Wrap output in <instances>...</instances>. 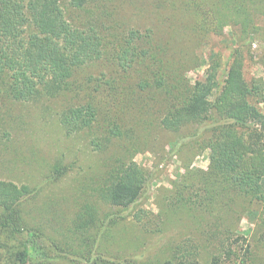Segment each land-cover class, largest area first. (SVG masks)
<instances>
[{
  "label": "rangeland",
  "instance_id": "obj_1",
  "mask_svg": "<svg viewBox=\"0 0 264 264\" xmlns=\"http://www.w3.org/2000/svg\"><path fill=\"white\" fill-rule=\"evenodd\" d=\"M106 1L111 14L101 22L109 43L138 30V51L158 47L166 78L177 87L205 82L216 68L212 101L224 88L233 55L242 53L245 78L261 86L251 104L264 115V0ZM197 5L213 7L216 28L205 26ZM69 14L78 21V14ZM171 56L184 68H174ZM121 65L98 59L91 71L106 83L101 87L114 79L131 86L136 60L127 71ZM125 99L130 112L115 120L124 135L110 143L104 140L110 123H96L92 134L77 128L64 118L61 98L2 103L0 181L29 186L31 193L18 205L20 231L0 229V264H20L24 245L26 264H264V199L236 197L238 182L211 170L217 133L205 125L165 128L158 95L128 93ZM246 119L237 130L249 138L257 132L260 139L250 141L264 145V120L250 110ZM59 161L68 171L55 179ZM120 162L137 164L146 181L135 202L112 205L96 189ZM250 200L259 215L243 212ZM3 213L0 206V220Z\"/></svg>",
  "mask_w": 264,
  "mask_h": 264
},
{
  "label": "trees",
  "instance_id": "obj_2",
  "mask_svg": "<svg viewBox=\"0 0 264 264\" xmlns=\"http://www.w3.org/2000/svg\"><path fill=\"white\" fill-rule=\"evenodd\" d=\"M91 3L92 0H0V106L6 100L61 98L66 102L64 118L72 119L77 128L92 134L96 123H110L104 137L110 143L114 137L124 135L121 124L115 120L130 112L129 104L124 106L127 94L158 95L165 106L164 111L160 109L164 112L165 128L178 131L188 125L211 127L218 137L212 144L211 170L238 182L236 197L252 194L257 200L264 199V159L259 158L264 145L255 148L256 143L250 141L260 139L257 132L249 138L236 128L237 124L247 126L249 110L256 120H264V115L251 104V98L260 95L261 86L253 87L245 78L244 55L235 52L224 88L212 101L216 68L205 82L194 86L180 83L177 87L173 84L175 79L170 82L166 78V66L158 47L150 52L138 51V30L130 29L122 41L109 43L101 22L111 14L107 1ZM197 7L205 26L216 28L213 7ZM69 12L79 15L77 22ZM98 59L110 63L117 60L125 71L129 62L136 60L133 70L137 80L131 86L124 80H108L109 85L101 87L106 83L96 80L91 71ZM170 62L174 68L185 66L180 60L176 63L175 56H171ZM114 92L116 101L111 105ZM110 106L112 115H105ZM62 163L59 161L54 167L58 176L55 179L68 171ZM112 172L96 189L97 195L112 205L135 202L146 181L145 172L137 164L125 162H120ZM224 191L229 193L230 189ZM29 193V186L0 181V206L4 207L0 229L20 231L23 218L18 205ZM255 204L250 200L243 212L259 215L261 211L254 209ZM90 219L95 217L90 215ZM17 259L20 264L29 261L26 245Z\"/></svg>",
  "mask_w": 264,
  "mask_h": 264
}]
</instances>
